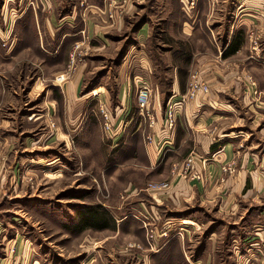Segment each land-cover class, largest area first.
Returning a JSON list of instances; mask_svg holds the SVG:
<instances>
[{
  "label": "rangeland",
  "instance_id": "1",
  "mask_svg": "<svg viewBox=\"0 0 264 264\" xmlns=\"http://www.w3.org/2000/svg\"><path fill=\"white\" fill-rule=\"evenodd\" d=\"M179 7L176 0H0V37L8 44L4 50L0 47V117L14 121L0 128V264H210L211 259L205 257L212 247L220 249V264L236 263L229 258L225 228L229 217L211 210L212 206L194 211L202 226L193 225L189 237L180 239L171 227L169 237L150 246L149 231L141 221L154 217L140 213L137 205L141 201L153 204L148 196L153 193L144 189L132 196L136 188L127 185L128 171L118 167L108 170L103 118L101 123L92 114L86 115L74 135L71 125L64 128L62 108L56 100L54 112L64 130L57 132L56 116L49 111L53 106L46 99L49 91L56 98L54 87L61 90L73 82L79 85L80 96L93 90L95 95L108 90L114 94L119 68L124 60L134 58L137 35L143 27L149 34L143 46L152 64V79L164 90L169 89L174 76V66L168 65L174 57L169 47H186L178 67L181 81L187 85L183 94L188 89V73L198 68L196 61L215 52L212 35H208L211 43L201 32L187 38L183 21L200 27L212 15L208 26L216 41L223 36L217 31L228 27L236 16L251 21L250 29L264 28V0H202L195 7L188 5L195 8L189 15ZM43 22L46 27L75 25L73 31H80L79 36L63 41L54 60L35 53L37 60L32 64L21 59L27 52L10 60V41L13 39L14 45L16 39L15 54L17 38L21 47L26 46L32 40L31 27H41ZM254 40L258 45L259 37ZM72 52L74 62L70 60ZM53 71L57 73L49 76ZM126 72L132 81L130 66ZM100 100L99 108H104L105 99ZM94 103L98 105V100ZM232 173L236 175L234 169ZM131 180L144 183V188L151 181ZM154 226L157 224L148 230ZM245 230L250 232L249 227ZM210 231L215 233L212 243L207 240ZM255 237L254 243L262 246L257 244L261 237ZM249 242L240 244L242 256L251 249ZM242 260V264L253 262L248 257Z\"/></svg>",
  "mask_w": 264,
  "mask_h": 264
},
{
  "label": "crops",
  "instance_id": "2",
  "mask_svg": "<svg viewBox=\"0 0 264 264\" xmlns=\"http://www.w3.org/2000/svg\"><path fill=\"white\" fill-rule=\"evenodd\" d=\"M201 1L176 0L180 10H185L187 15L192 14L195 4ZM190 3L194 4L193 8L188 7ZM210 17L206 23L200 24V27L188 20L182 22L183 28H186L184 32L187 38L194 37L198 32L207 36L212 35L214 41L212 42L209 36L207 41L214 44L215 52L213 56L203 54L196 61L198 68L189 72L187 78L188 84L191 75L196 74L206 83L208 93H199L178 111L172 130L165 127V109L169 98L174 93L183 94L184 87L187 86L184 85L183 80L181 81L178 68L183 60L182 50H186V47L182 46L177 50L169 47L174 57L171 58V63L167 64L174 66V76L169 89L164 90L163 85L159 86L158 81L153 82L152 79L154 78L152 64L148 62L143 46L149 37L148 32H143L144 27L137 35L138 51L133 55L134 58L130 62L129 59L124 60L125 63L122 62L119 68L121 73H118V78L115 79L118 82V89L114 94L108 90L104 94L95 95L93 90L94 92L86 96H80L79 85L73 82L61 90L54 87L58 97L56 95L55 98L49 91L46 99L52 104L50 106H53L49 111L56 116L54 120L57 123V132L63 128L60 116L54 112L56 100L62 108L64 128L67 129L68 125H71L72 129H69L74 135L79 133L78 125L86 115L92 114L102 123L99 101H101L100 97L105 99L104 108L109 113L112 125L111 131L105 133L106 144L104 143L106 146L104 160L110 162L107 166L108 170L118 167L119 170L128 171L127 185L136 188L132 196L139 195L145 189L144 183L133 181L132 177L149 179L151 180L149 183H170L167 191L153 194L148 192L153 204L147 206L141 201L137 205L141 208L140 213L152 215L157 219V229L160 232L166 231L169 237L171 227H174V231L177 232L173 235L180 239L187 238L193 225L202 226L198 216L193 215L194 211L199 210L201 206L206 208L212 206L211 210L215 208L218 213L229 217L225 226L228 228L226 234L230 243L229 258L237 264H242L243 257H248L251 262L254 260L256 262L258 259L260 261L257 260V264H264V133H262L264 130V28L250 29V24H253L251 21L249 24L242 20L243 16L238 20L236 16L228 27H221L220 31H217L218 34L223 32V36L218 37L216 41L214 33L208 26ZM50 18L49 16V23ZM255 26H258L256 22ZM74 27L75 25L65 27L63 23L57 27H46L44 22L41 27H31L32 40L21 47V42L17 38L15 54L12 52L16 39L14 45L13 39L10 41L9 59L12 60L22 52H27L21 59L28 62L31 60L32 64L37 60L35 53L42 59L54 60L63 47V41L75 40L79 36L80 31H73ZM105 32L109 34L108 30ZM249 35L252 39L255 36L259 37L256 51H253V43ZM139 37L141 39H138ZM0 40L3 41L0 42V47L2 49L7 47L8 44L4 43L1 37ZM230 47H236V50L228 56H223ZM131 52L129 51L128 54L130 55ZM187 63L188 60H185L184 64ZM126 64L133 71L132 81L127 76ZM56 73L53 71L49 76H54ZM46 80L50 81V78ZM140 86H148L152 90L150 106L152 125L139 114L136 107L135 99ZM166 94L169 96L167 97ZM83 98L86 100L81 101ZM95 100H98V105L95 103L93 105ZM28 121L33 124L35 118L31 120L29 118ZM13 123L12 120L7 121L0 117V128ZM63 133L65 135V132ZM148 136L152 137L151 142L147 140ZM117 146L121 147L114 151ZM189 159L192 161L187 165ZM227 165L233 166L236 175L223 172L222 168ZM196 175L200 180L195 178ZM111 208L115 209V207ZM126 216L121 220L124 221ZM247 227L250 232H245ZM157 235L158 239H161L159 234ZM213 236L215 233L210 231L207 236L208 242H214ZM255 236L261 237L257 244L262 246L254 243ZM247 240L250 241L251 249H247V254L242 256L239 246L248 245V242L245 243ZM160 241H164V238ZM210 250L205 259H211L210 264H214L218 259L217 263L220 264V249L216 247L215 250L212 247ZM253 262L250 264H254Z\"/></svg>",
  "mask_w": 264,
  "mask_h": 264
},
{
  "label": "built area",
  "instance_id": "3",
  "mask_svg": "<svg viewBox=\"0 0 264 264\" xmlns=\"http://www.w3.org/2000/svg\"><path fill=\"white\" fill-rule=\"evenodd\" d=\"M112 19L113 17L110 15L109 17ZM253 51H256L258 48L257 41L254 40L253 42ZM76 49L78 48L77 46L75 47ZM74 50V52L76 51ZM74 52H72V55H70V60L71 62H74ZM209 89L206 85V83L199 78L196 74L191 75L189 82H188V89L185 94H180V93H174L169 100L167 101L166 104V109H165V115H164V120H165V127L168 130H172L175 126V121H176V115L178 111L183 109L186 105V103L192 99H194L199 93L206 94L208 93ZM151 98H152V90L148 86H140L137 94H136V107L138 109L139 114L148 119L149 123L152 125L153 123V117L150 113V106H151ZM100 113L101 116L104 120V128L105 131H111V122H110V116L109 113H107L106 109L103 107H100ZM147 140L151 142L152 137L148 136ZM192 159H189L187 161V165L191 164ZM223 172L232 174L233 172V166L232 165H227L222 168ZM197 180H200V177L198 175L195 176ZM170 188V183L168 182H161V183H149L147 187L145 188V191L147 192H152V193H160L167 191ZM149 216V215H148ZM144 228L149 231L148 234V239H149V245L153 246L155 243V240L158 239L159 237H166V231L160 232L157 229V226H154L153 229H149L148 227H151V225H156L158 223L157 219L155 218H148L144 217V220L141 221ZM153 244V245H152Z\"/></svg>",
  "mask_w": 264,
  "mask_h": 264
},
{
  "label": "trees",
  "instance_id": "4",
  "mask_svg": "<svg viewBox=\"0 0 264 264\" xmlns=\"http://www.w3.org/2000/svg\"><path fill=\"white\" fill-rule=\"evenodd\" d=\"M235 50L236 47L235 48L230 47L225 53H223V56H228L229 54H232ZM166 96L168 97L169 94H166Z\"/></svg>",
  "mask_w": 264,
  "mask_h": 264
}]
</instances>
